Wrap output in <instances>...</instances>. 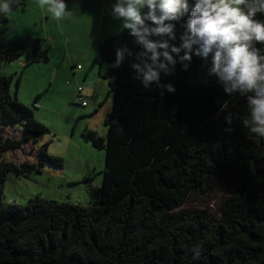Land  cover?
<instances>
[{"label": "trees", "instance_id": "obj_1", "mask_svg": "<svg viewBox=\"0 0 264 264\" xmlns=\"http://www.w3.org/2000/svg\"><path fill=\"white\" fill-rule=\"evenodd\" d=\"M43 42L29 36L0 47V264H264V138L246 134L244 100L227 97L196 57L187 72L178 63L171 76L162 75V83L176 87L163 95L145 89L127 60L100 70L112 77L113 107L107 137L84 133L106 151L104 181L91 203L6 199L10 171L64 165L49 143L38 148L37 163L6 159L9 150L35 146L49 132L14 94V75L2 73L27 46L33 61L46 58ZM124 44L136 50L125 31L109 36L93 66L111 63ZM224 99L239 117L231 132L219 112Z\"/></svg>", "mask_w": 264, "mask_h": 264}, {"label": "clouds", "instance_id": "obj_2", "mask_svg": "<svg viewBox=\"0 0 264 264\" xmlns=\"http://www.w3.org/2000/svg\"><path fill=\"white\" fill-rule=\"evenodd\" d=\"M18 3L0 0V16ZM37 3L57 21L71 14L68 0ZM107 14L136 47L116 46L112 68L129 61L134 78L163 95L176 87L162 75L171 76L178 63L187 72L196 57L227 97L244 100L246 134L264 138V0H108ZM217 102L231 132L239 117L227 99Z\"/></svg>", "mask_w": 264, "mask_h": 264}, {"label": "rangeland", "instance_id": "obj_3", "mask_svg": "<svg viewBox=\"0 0 264 264\" xmlns=\"http://www.w3.org/2000/svg\"><path fill=\"white\" fill-rule=\"evenodd\" d=\"M29 5L30 11L25 14L22 12L12 13V11L22 8L13 7L7 15L11 16L13 14L14 18L20 20L19 22L22 23L19 26L22 24L27 25L38 16L37 4L30 2ZM9 25L0 16V28L4 29ZM121 31L119 25L114 28L113 35L119 34ZM4 35L0 34V47L9 45L15 47L16 40L10 36L8 43V38ZM61 40H64V38L60 35L52 39L53 49L50 53L56 59V62L57 60H63L64 57V45ZM71 47H82V44L74 42ZM26 51L24 50L25 53L18 58L5 62L2 66V73L14 75V94L22 103L34 109L35 116L44 122L49 132L41 135V139L36 142L35 146L28 144L22 149L9 150L6 153V159L14 161L19 166L25 162L37 163L39 161L38 148L45 143H49V152L61 156L64 159V165L63 167H56L46 163L41 166L40 171H10L5 185L6 199L24 203L33 196L41 195L58 201L89 204L92 202L93 191L101 187L104 181L106 151L96 147L91 140H87L84 133L87 128H90L107 137L108 130L105 123L107 115L103 111L107 106L103 108V106L101 107L102 102L95 105L93 101L87 107L82 106L79 102L70 104L66 99L65 90L70 89V93L73 91L76 93L78 84L75 83L69 86L67 83H52L53 70H44L41 67L54 66V62L33 61L32 47L28 46ZM94 56L89 62L88 60L83 61V59L77 60L75 57L74 60L77 64H81L80 68L85 66V68L90 69L94 79L97 78L106 82L109 87L112 77L102 76L100 70L106 73L111 67V63L106 62L102 66H93ZM70 70L76 71L73 69V64H71ZM80 72L83 75L86 74L84 70ZM85 82L83 80L82 85H85ZM38 95H40L38 103L41 104L39 107L35 106V98ZM103 100V104L108 101L107 105H111V101H113L112 94L108 95L107 93ZM44 101L49 105L44 107L42 105ZM99 108L103 109L100 110ZM96 110L99 113L95 116L81 115L84 114L83 111L92 115ZM13 133L18 136L21 134V132Z\"/></svg>", "mask_w": 264, "mask_h": 264}, {"label": "crops", "instance_id": "obj_4", "mask_svg": "<svg viewBox=\"0 0 264 264\" xmlns=\"http://www.w3.org/2000/svg\"><path fill=\"white\" fill-rule=\"evenodd\" d=\"M30 2H35L37 4L38 16H36V19H32L27 25L22 24L19 26L20 23H22L19 22L20 20L14 18L13 14H11V16L7 15L8 21L6 22H8L10 25L4 29L0 28V34H5L4 36L8 38V43L10 36H12L16 40L15 46L21 45L29 36H35L44 39V48H48L46 52L48 58H44L42 61L54 62L55 65L41 67V69L53 70L52 83H67L69 86L75 83L78 84L76 93L74 91L70 93V89L65 90L66 99L68 102L70 104L75 102L82 104L83 99H88V104L84 107L89 106L92 101L95 103V105L102 102L101 107L103 106L104 108L107 106V108L103 111L106 112L105 115L108 116L112 110L113 101H111V105H107L108 101L103 104V98L107 93L109 95L110 86L108 87L106 82L102 80L97 78L94 79L90 69L85 68V66L80 68L79 66L81 64H77V62L74 60L76 58L77 60L83 59V61H91L99 46L109 36L113 35L114 28L120 25L118 21L112 20L107 14L108 0H68L71 14L59 21L55 20L45 11L41 10L38 6L37 0H26L25 5L21 9L12 11V13L17 14L22 12L25 14L29 12ZM58 35L62 36L65 40H61V43L64 45V57L63 60H57L56 62V59L52 57L50 52L53 49L52 39L56 38ZM74 42L82 44V47H71L72 43ZM24 53L25 52H23V54ZM71 64H73V69L76 71L70 70ZM81 70L86 71V74H81ZM83 80L86 81L85 85H82ZM81 85L83 86V90L82 92H79V86ZM40 105L41 104L38 103V107ZM42 105L45 107L49 104L44 101ZM103 108L99 109L102 110ZM97 110L92 115L87 113V110L83 111L84 114L81 115L87 117L95 116L100 111L99 110L97 112Z\"/></svg>", "mask_w": 264, "mask_h": 264}, {"label": "bare ground", "instance_id": "obj_5", "mask_svg": "<svg viewBox=\"0 0 264 264\" xmlns=\"http://www.w3.org/2000/svg\"><path fill=\"white\" fill-rule=\"evenodd\" d=\"M26 39H27V38H26ZM26 39H25V40H26ZM27 47H28V46H27ZM46 58H48V56H46ZM46 58H45V59H46ZM79 67H80V66H79ZM80 87H81L82 89H80ZM82 90H83V86L81 85V86H79V92H82ZM83 101H86L87 104H88V99H83V100H82V105H83V106H86L87 104L84 105V104H83Z\"/></svg>", "mask_w": 264, "mask_h": 264}, {"label": "built area", "instance_id": "obj_6", "mask_svg": "<svg viewBox=\"0 0 264 264\" xmlns=\"http://www.w3.org/2000/svg\"><path fill=\"white\" fill-rule=\"evenodd\" d=\"M80 89H82V88L80 87ZM83 104H84V105H86V104H87V102H86V101H83Z\"/></svg>", "mask_w": 264, "mask_h": 264}]
</instances>
